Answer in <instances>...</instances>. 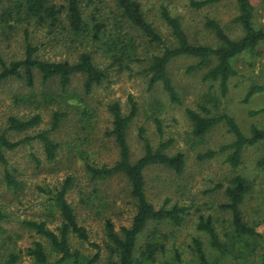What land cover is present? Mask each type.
<instances>
[{
    "label": "rangeland",
    "instance_id": "1",
    "mask_svg": "<svg viewBox=\"0 0 264 264\" xmlns=\"http://www.w3.org/2000/svg\"><path fill=\"white\" fill-rule=\"evenodd\" d=\"M90 1L88 16L95 12V8H99L103 17L111 18V21L117 19L119 9L114 0ZM141 1L170 45L174 44V38L160 18L162 3L167 4L170 12L180 18L189 39L194 43L218 44L214 33L205 26L208 18L215 19L232 38L238 39L243 35L242 27L236 21L239 13L236 0H221L199 9L191 7L190 0ZM250 1L253 5L254 26L264 27V0ZM5 5L0 4V10ZM30 30V39L40 46L42 58L73 60L80 52L79 42L73 43V38L66 31L58 32L56 39H51L42 30ZM130 35L139 44L138 60L128 64L132 69L126 68V64L113 62L111 57L95 56L99 66L105 70L106 77L90 93L85 91V76L79 73L72 75L66 88L61 87L59 77L44 82L38 70H34L33 86H27L17 78L0 83V132L6 129L7 119L11 115L28 119L40 113L42 118L38 126L26 131H7L11 140L17 141L49 129L54 113L64 114L59 128L51 132V137L60 144L54 160L46 159L43 145L37 139L4 151L7 169L18 180L19 187L7 185L5 165L0 163V206L7 214L0 229V264H7L10 254L20 253V250L23 251L19 259L12 264H41L24 252L37 240L43 243L48 255L45 264H56L60 254L46 237L25 227L23 220L45 221L50 229L56 230L61 225L62 217L55 196L68 177L72 184L66 194L67 200L79 222L87 228L90 240L100 247L99 259L94 264L117 262V257L111 256L105 223L111 219L118 232L121 226L131 224L136 208L130 195V186L123 174L92 179L86 164L112 166L118 160V146L114 138L108 135L112 127L108 104L119 102L122 112L127 114L130 109L129 95L138 105L137 115L127 128L132 161L144 153L139 136L141 128L154 148L161 141L173 139L168 152L185 154L186 165L181 174L163 165H151L145 169L149 200L157 208L178 203L189 209L180 226L166 221L150 222L138 238L135 255H139L144 242L156 233L155 238L165 242L166 251L159 253L152 264H199L192 250L194 237L201 239L210 264H232L233 257L221 256L220 251L211 245L208 233L197 230L196 224L200 214L211 215L220 239L229 241L233 233L231 215L228 210L221 208V204L227 201L225 188L236 173L242 174L251 184L242 205L245 220L264 234V166L258 164L264 158V141L247 146L241 164L235 168L227 162L230 149L221 150L234 140L225 125L220 123L212 127L201 140L194 137L192 122L185 109L191 107L199 110L198 105L206 103V95L217 91L216 83L203 78L207 68L187 72L186 68L197 61L192 56H178L171 60L168 74L182 98V104H171L161 82L149 87L150 76L146 72L150 55L160 52L161 47L147 43L137 32ZM0 53L7 62L23 57L22 27L0 31ZM232 64L236 73L229 79L228 94L222 99L221 109L234 116L243 132L249 134L253 124L264 128V91L255 93L245 101L252 85L264 86V41L254 49L237 55ZM252 110L262 111L252 116L249 114ZM156 118L162 121L163 134L157 130ZM208 149L219 152L212 158L199 159L198 155ZM69 242L72 249L81 252L82 262L97 252L95 247L74 234L69 235ZM61 264L72 263L67 260Z\"/></svg>",
    "mask_w": 264,
    "mask_h": 264
},
{
    "label": "trees",
    "instance_id": "2",
    "mask_svg": "<svg viewBox=\"0 0 264 264\" xmlns=\"http://www.w3.org/2000/svg\"><path fill=\"white\" fill-rule=\"evenodd\" d=\"M221 0H190L189 4L195 9L218 3ZM119 13L117 19L103 17L102 11L95 8L91 16L87 15L91 5L90 0H63L55 3L51 0H0V4L6 5L0 10V31H8L19 26L24 34V55L20 59L7 62L0 53V83L11 78L23 80L27 86L35 83L34 70H38L44 82L50 78L59 77L60 85L66 88L74 74L85 76L84 87L90 93L94 86L99 85L106 77L95 56L111 57L113 62L120 65L126 64L131 70L130 62L138 60V46L133 32L142 35L144 40L161 47V51L153 53L148 59L146 72L150 76L149 87L161 82L167 92L171 104H182V98L178 93L171 77L168 74V64L178 56H192L196 62L186 68L187 72L207 68L204 80L217 84L216 93L206 95V103H200L196 110L186 107L185 111L192 122V134L199 140L203 139L208 131L223 124L234 136L229 146L221 150L230 149L227 162L232 167H238L242 162V154L247 146L264 141V128L255 124L251 125L249 134H245L235 117L221 109L222 99L228 94L229 79L236 73L232 60L244 51L254 49L264 41V27L256 28L253 23V5L250 0H236L239 13L236 21L243 30V35L232 38L225 29L212 18L205 21L206 28L216 36L218 44L194 43L189 39L182 22L178 16H174L167 4L160 7V18L170 29L174 38V44H168L167 39L159 30L158 25L149 17L141 0H114ZM90 15V14H89ZM35 28L45 32L51 39H56L59 32L66 31L74 42H79L80 52L73 60H51L42 58L39 54L40 46L30 39L31 30ZM63 28V29H62ZM123 32V33H122ZM129 60V63H126ZM129 64V65H128ZM264 91L263 85H252L246 96L247 101L255 93ZM129 112H122L119 102L108 104V111L112 117V127L108 135L112 136L119 149V158L112 165L95 167L89 163L86 169L92 179H102L116 174H123L130 186V195L134 199L135 212L130 225H123L120 232L116 231L111 219L105 223V233L109 242L111 256L117 257V262L112 264H152L159 253L166 251L165 242L156 239L153 233L144 244L138 256L135 255L139 236L147 229L150 222L166 221L174 226H180L188 215V207L174 203L170 207H156L148 198L146 192L145 169L151 165H163L176 173L181 174L185 168L186 160L183 152L170 154L168 148L173 139L161 141L156 148L150 139L140 129L139 136L143 142L144 153L136 161L131 159V150L127 140V128L129 123L137 115L138 105L132 95L128 96ZM262 110H252L250 115H256ZM64 114L55 112L49 129L41 130L33 136L14 141L7 136V131H26L38 126L42 120L40 113H36L28 119H22L11 115L7 119V127L0 132V163L5 165V181L14 188L19 187V182L7 169L5 150H13L22 143L39 140L43 145L45 157L52 161L57 157L59 142L51 137V132L59 128ZM157 130L163 134L162 121L155 119ZM219 150L208 149L198 155L205 160L214 157ZM39 161V160H38ZM259 165L264 166V158L259 160ZM72 184L68 177L56 193L55 201L59 208L62 222L56 230L50 229L45 221L23 220L25 227L46 237L53 249L60 254L56 264L70 260L72 264H94L100 256V247L90 240L87 228L82 225L71 203L67 200V191ZM219 186V185H218ZM250 181L242 174L236 173L225 188L227 201L221 204V208L228 210L231 215L233 233L229 241H222L214 225L211 215L200 214L196 229L208 233L213 247L220 251L221 256L231 255L232 264H264V234L250 225L244 217L242 205L246 193L250 189ZM7 217L0 206L1 222ZM74 234L78 239L88 242L97 249V252L86 262L81 260V252L72 249L69 235ZM192 250L199 264H210L203 249L200 238L194 237ZM20 253H11L7 264L16 262ZM25 254L32 257L35 262L45 264L48 255L42 242L34 241L24 250Z\"/></svg>",
    "mask_w": 264,
    "mask_h": 264
}]
</instances>
